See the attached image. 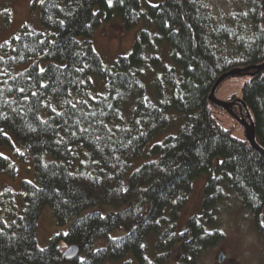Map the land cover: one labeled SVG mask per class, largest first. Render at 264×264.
<instances>
[{
  "label": "trees",
  "instance_id": "1",
  "mask_svg": "<svg viewBox=\"0 0 264 264\" xmlns=\"http://www.w3.org/2000/svg\"><path fill=\"white\" fill-rule=\"evenodd\" d=\"M239 1L251 36L232 52L220 37L230 22L215 28L202 0L32 2L39 27L0 44V172L16 178L30 158L34 175L16 196L0 194V264H170L174 253L198 264L220 241L227 192L264 238V156L220 124L216 111L230 113L209 100L221 76L264 64V0ZM12 16L0 9V33ZM116 19L126 31L146 27L106 64L94 36ZM248 73L239 104L264 149V69ZM202 176L201 208L179 231ZM46 207L65 230L41 247ZM71 246L79 255L65 260Z\"/></svg>",
  "mask_w": 264,
  "mask_h": 264
},
{
  "label": "rangeland",
  "instance_id": "2",
  "mask_svg": "<svg viewBox=\"0 0 264 264\" xmlns=\"http://www.w3.org/2000/svg\"><path fill=\"white\" fill-rule=\"evenodd\" d=\"M33 1L0 0V9H10L13 15L10 27L0 33V44L17 35L24 24L39 27L38 11L32 7ZM202 1L209 13V23L213 24L215 28L219 25L218 20L230 22L232 31L229 37L220 35L225 45L223 50L232 52L243 44H247L251 36L248 25L250 22L249 10L239 0ZM145 27L146 25H142L137 29L126 31L121 26L119 19L104 24L96 32L94 43L105 63L112 64L119 56L129 53L139 31ZM245 75L246 73L243 76L236 75L224 81L216 92L217 99L235 105L236 103L230 102V100L232 98H236L237 101L242 99L243 87L249 81V77ZM216 112L218 121L225 129L232 130L233 135L237 138H246L245 126L250 125L247 115L244 119L234 114L243 121L241 124L231 114ZM18 149L21 150L19 147ZM144 161L142 159L138 163ZM18 168L21 171L16 178L0 172V194L11 190L16 196L15 192L20 190L22 179L27 178L32 181L34 175H32L33 166L30 158L24 162H19ZM206 184L207 178L205 176L194 182L189 202L185 206L179 221V231L187 229L188 220L201 208ZM216 221V230L219 232L220 241L202 252L198 264H264V238L255 225L252 213L242 206L233 192H227L222 202L218 204ZM63 230L65 229L59 227L55 219L52 218L50 208L46 207L39 221L38 241L40 246L46 247L48 239ZM222 256L224 257L223 261ZM173 262L182 264L181 255L174 253L171 263ZM108 264H137V262L134 258L127 257L122 261L109 262Z\"/></svg>",
  "mask_w": 264,
  "mask_h": 264
},
{
  "label": "water",
  "instance_id": "3",
  "mask_svg": "<svg viewBox=\"0 0 264 264\" xmlns=\"http://www.w3.org/2000/svg\"><path fill=\"white\" fill-rule=\"evenodd\" d=\"M263 69H264V64L261 66H257V67H250V68L241 69V70L240 69L239 70H233V71L221 76L220 79L217 81V83L215 84V86L212 89V92H211L210 97H209L210 102L216 106L223 108L225 111L229 112L232 116H234L236 118V120H238L242 124L243 121L240 120L237 116H235L231 110V107L234 105V103L222 102V101L218 100L216 97V92L219 89V87L221 86V84H223L224 81H226L227 79H229L233 76H236V75L243 76L245 73L247 74L250 70L261 71ZM237 102L242 103V100H238ZM248 118L250 121V125L245 126L246 139L248 140L250 145L256 151H258L259 153H261L264 156V149H262L256 141L255 125H254V121L251 117V114L249 112H248ZM79 252H80V249L78 246H71L65 251L63 258L65 260H73L74 258H76L79 255ZM223 259H224V257L222 256V261H223Z\"/></svg>",
  "mask_w": 264,
  "mask_h": 264
},
{
  "label": "flooded vegetation",
  "instance_id": "4",
  "mask_svg": "<svg viewBox=\"0 0 264 264\" xmlns=\"http://www.w3.org/2000/svg\"><path fill=\"white\" fill-rule=\"evenodd\" d=\"M232 108H233L235 114L238 115V117L244 118V119L246 118V115H245V113H243V111H242L243 108L241 107L240 104L236 103Z\"/></svg>",
  "mask_w": 264,
  "mask_h": 264
},
{
  "label": "snow or ice",
  "instance_id": "5",
  "mask_svg": "<svg viewBox=\"0 0 264 264\" xmlns=\"http://www.w3.org/2000/svg\"><path fill=\"white\" fill-rule=\"evenodd\" d=\"M109 3L111 4V0H109Z\"/></svg>",
  "mask_w": 264,
  "mask_h": 264
}]
</instances>
